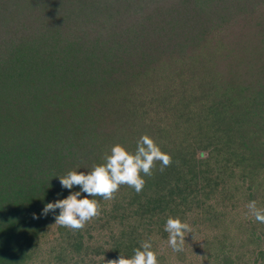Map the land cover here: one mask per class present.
I'll return each mask as SVG.
<instances>
[{"label":"trees","instance_id":"16d2710c","mask_svg":"<svg viewBox=\"0 0 264 264\" xmlns=\"http://www.w3.org/2000/svg\"><path fill=\"white\" fill-rule=\"evenodd\" d=\"M143 134L171 162L140 192L81 229L42 214L59 177ZM249 200L264 207V0H0V264H106L149 237L160 264H264Z\"/></svg>","mask_w":264,"mask_h":264},{"label":"clouds","instance_id":"9594fccd","mask_svg":"<svg viewBox=\"0 0 264 264\" xmlns=\"http://www.w3.org/2000/svg\"><path fill=\"white\" fill-rule=\"evenodd\" d=\"M157 160L161 162L160 170L163 171L171 162V157L147 134L137 139L134 150L114 143L102 163L94 164L89 171L72 169L59 177L62 188L69 190L68 195L48 202L43 207L42 214L52 212L56 224L81 229L87 221L99 215L100 200L111 199L121 185L126 184L140 192L145 184L144 176L152 174L154 161ZM76 186L78 190H73ZM246 207L257 222L264 224V207H258L256 200H249ZM189 230V225L179 216L169 215L166 218L164 231L168 233L167 243L173 252L183 250L185 232ZM106 264H160V261L149 237L132 249L131 256L119 254Z\"/></svg>","mask_w":264,"mask_h":264}]
</instances>
